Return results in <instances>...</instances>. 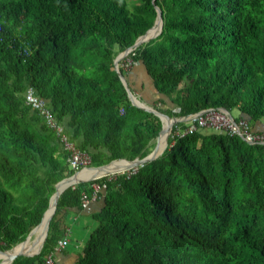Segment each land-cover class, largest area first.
I'll return each mask as SVG.
<instances>
[{
  "label": "trees",
  "instance_id": "1",
  "mask_svg": "<svg viewBox=\"0 0 264 264\" xmlns=\"http://www.w3.org/2000/svg\"><path fill=\"white\" fill-rule=\"evenodd\" d=\"M155 7L160 34L125 57L168 101L153 107L171 118L236 110L260 132L264 0H0V251L25 240L55 185L74 174L25 104L29 88L92 167L154 148L162 123L131 105L114 60L153 26ZM93 183L105 186L102 206L76 264H264V145L201 130L172 131L135 172L66 188L40 252L12 264L42 263Z\"/></svg>",
  "mask_w": 264,
  "mask_h": 264
},
{
  "label": "built area",
  "instance_id": "2",
  "mask_svg": "<svg viewBox=\"0 0 264 264\" xmlns=\"http://www.w3.org/2000/svg\"><path fill=\"white\" fill-rule=\"evenodd\" d=\"M136 64L132 62L131 58H123L118 64L124 71L131 69ZM25 104L35 111L43 120L45 126L52 131L56 137L59 145L67 154V163L71 170L74 171L75 177L85 170H91V157L88 153L79 150L76 145L67 136L64 126L57 121L53 116L51 110L47 106V102L36 96L34 91L29 88L25 95ZM176 122L173 124L169 135L173 131V135L181 138L186 134L197 130L209 129L217 134H224L227 136H238L248 144H262L264 145V132H254L250 129L249 124L244 119H234L231 114L222 108H207L186 117L175 118ZM137 168H132L135 172ZM93 171V170H91ZM101 178V177H100ZM99 179L98 177L90 180L84 179L81 183H88ZM74 183L72 186L77 185ZM91 195L87 196L82 193L81 208L85 209L90 201H94L99 196V193L104 190V185H97L95 183L90 185ZM1 243V241H0ZM65 238L57 241L51 252L45 256L41 264H54L53 253L64 249L67 246Z\"/></svg>",
  "mask_w": 264,
  "mask_h": 264
},
{
  "label": "crops",
  "instance_id": "3",
  "mask_svg": "<svg viewBox=\"0 0 264 264\" xmlns=\"http://www.w3.org/2000/svg\"><path fill=\"white\" fill-rule=\"evenodd\" d=\"M124 78L130 91L143 104L154 106L159 99L168 102L165 98L155 92L152 79L139 62L134 64L131 69L125 71ZM237 117H239V113ZM234 119H236V117ZM253 129L264 132V121L254 124ZM207 130L209 129L201 131L208 132ZM209 132L212 131L209 130ZM101 192L99 194H101ZM101 206L102 197L100 195L96 200L90 201L85 209L81 208L79 211L68 210L65 213L62 220L65 232L60 239L65 238L68 244L64 249L53 253L54 264H76L77 260L83 256L89 235L96 226L91 215L98 212Z\"/></svg>",
  "mask_w": 264,
  "mask_h": 264
},
{
  "label": "water",
  "instance_id": "4",
  "mask_svg": "<svg viewBox=\"0 0 264 264\" xmlns=\"http://www.w3.org/2000/svg\"><path fill=\"white\" fill-rule=\"evenodd\" d=\"M153 1V0H152ZM155 10H156V13H157V16H156V19L154 21V24L153 26L147 30L142 36L138 37L136 39V41L134 42V44L125 49L124 51H122L121 53H119L115 60H114V70L116 71V73L118 74V77L120 79V81L122 82V84L124 85L125 89H126V92H127V96L129 98V101L131 103L132 106L134 107H137L143 111H146V112H149V113H152L154 116L158 117V119L160 120V122L162 123V127H161V130L158 134V137L159 135L164 131L163 129V119H166L169 124H168V129L166 130L167 131V137L170 133V130L173 126V124L176 122V119L175 118H171L159 111H157L153 106H148V105H145L143 104L142 102L139 101V99L137 97H135L133 95V93L130 91L129 87L127 86V83L125 81V78L122 76V74L120 73L119 69H118V64H119V61H121L124 57H126L132 50H134L135 48L139 47L140 45L142 44H145L147 42H149L150 40L156 38L160 32H161V29H162V16H161V12L160 10L155 7ZM159 24V27H158V32L154 35V36H148L149 32L154 29L156 27V25ZM227 111V110H226ZM158 137L156 138V140L158 139ZM166 147V146H165ZM157 149V144H155L154 148L152 149V151L144 158L142 159H139V158H136L132 161H128V160H125V159H121V160H114V161H111L110 163H108L107 165H103V166H99V167H91L90 169L93 170V171H98L100 169H103L107 166H109L110 164H112L113 162H116V161H123L127 164V171L132 169V168H137V167H140L142 166L144 163H147L153 159H156L162 152L165 148H163V150L160 152V153H157L156 151ZM111 174H106L104 176H98V178L100 177H106V176H110ZM75 174H73L72 176L68 177V178H65L63 180H61L60 182H58L56 185H55V191L54 193L52 194V196L50 197V200H49V205H48V208L46 209V211L43 213L42 215V218H41V221L38 225H36L33 229H31V231L28 233V235L26 236L25 240L17 245H15L12 249L10 250H7V251H0L1 254H4V253H7V252H10L12 251L15 247L19 246V245H22L24 244L25 242H27L28 239H30L35 231L39 228V226L41 225L46 213L48 212V210L50 209V207L52 206L53 207V211L51 213V215L49 216L48 220H47V223H46V232H45V235H44V238H43V241L39 247V249L33 253V254H15V255H12L10 258H9V264H11L13 262V260H15L17 257L19 256H34V255H37L41 248H42V245L45 241V238L47 236V231H48V227H49V223L54 215V212H55V209H56V206H57V201H58V198L59 196L61 195V193L68 187L72 186L74 183H81L82 181L78 180L77 182H74L72 184H68L67 186H65L64 188H62L61 190H58V186H61L63 183H66V182H69L71 181L72 179H75Z\"/></svg>",
  "mask_w": 264,
  "mask_h": 264
},
{
  "label": "bare ground",
  "instance_id": "5",
  "mask_svg": "<svg viewBox=\"0 0 264 264\" xmlns=\"http://www.w3.org/2000/svg\"><path fill=\"white\" fill-rule=\"evenodd\" d=\"M158 27L159 24L156 25V27L154 29H152L148 36H154L157 32H158ZM168 124L169 122L166 119H163V129L164 131L159 135L158 139L156 140V144H157V153H160L163 148H165L164 146H166L167 143V129H168ZM127 164L123 161H116L113 162L112 164H110L109 166L100 169L98 171H91V170H85L82 171L78 174V176L75 179H72L69 182L63 183L61 186H58V190H61L62 188H64L65 186H67L68 184H72L74 182H77L78 180L82 181L84 179H92L98 176H102L108 173H118V172H123L125 170H127ZM53 211V207L51 206L50 209L48 210V212L46 213L41 225L39 226V228L35 231L34 235L27 240V242H25L22 245H19L17 247H15L12 251L1 254L0 253V264H9V258L12 255L15 254H33L35 253L44 238L45 232H46V223L47 220L49 218V216L51 215Z\"/></svg>",
  "mask_w": 264,
  "mask_h": 264
},
{
  "label": "rangeland",
  "instance_id": "6",
  "mask_svg": "<svg viewBox=\"0 0 264 264\" xmlns=\"http://www.w3.org/2000/svg\"><path fill=\"white\" fill-rule=\"evenodd\" d=\"M126 2L129 4V6L134 2V0H126ZM231 115L235 118H237V116H238V112L236 111V110H233L232 112H231ZM208 132H209V130H207ZM168 137H169V135H168ZM168 137H167V141H168ZM154 145L156 144V139L154 140ZM166 146H167V143H166ZM165 147V146H164ZM130 170H132V169H130ZM130 170H125V171H123V172H116V173H108V174H111L110 176H113V175H115V174H121V173H124V172H129ZM106 175V174H105ZM102 176H104V175H102Z\"/></svg>",
  "mask_w": 264,
  "mask_h": 264
}]
</instances>
